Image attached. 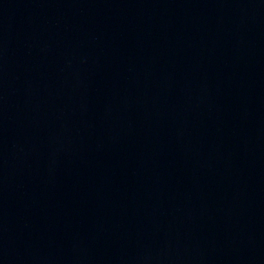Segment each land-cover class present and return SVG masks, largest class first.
Wrapping results in <instances>:
<instances>
[{"label":"water","instance_id":"1","mask_svg":"<svg viewBox=\"0 0 264 264\" xmlns=\"http://www.w3.org/2000/svg\"><path fill=\"white\" fill-rule=\"evenodd\" d=\"M0 264H264V0H0Z\"/></svg>","mask_w":264,"mask_h":264}]
</instances>
